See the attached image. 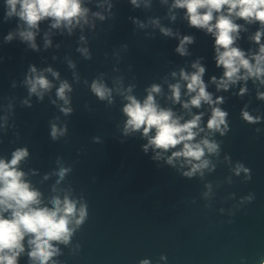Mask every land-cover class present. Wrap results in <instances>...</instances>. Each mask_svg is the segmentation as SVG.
I'll list each match as a JSON object with an SVG mask.
<instances>
[{"label": "water", "instance_id": "obj_1", "mask_svg": "<svg viewBox=\"0 0 264 264\" xmlns=\"http://www.w3.org/2000/svg\"><path fill=\"white\" fill-rule=\"evenodd\" d=\"M113 3L112 19L103 23L97 21L95 33L85 30L92 59L84 60L75 51L79 30L73 36L53 30V47L44 50L43 33L48 31L47 22L41 24L36 38L39 52L28 48L19 38L5 43L4 36L16 28L17 21H3L4 0H0V106L14 98L12 121L16 124V128H10L6 134L0 132V156L10 158L15 148L27 146L30 157L21 167L25 171L38 169L39 174L29 179L45 197L51 194L56 177L47 181L43 177L56 168L57 157L72 166L64 185H71L77 196L83 195L89 206V217L72 241L73 245H80L79 252L73 254L61 245L63 255L58 258L61 264H138L144 258L157 264L161 255L167 260L159 264H241V258L244 264H259L264 259V120L256 125L247 124L241 119L240 111L247 103L253 115L257 114L253 110L264 115V101L256 99L251 81L248 82L250 94L243 98L232 94L238 92L240 85L229 92H216L209 79L213 75L220 77L223 70L215 65L214 38L190 28L181 18L183 10H178L177 20L171 23L165 17L166 6H161L158 0H153L152 9L147 12L143 8L133 9L129 0H113ZM90 7L97 10L93 5ZM130 16L140 20L148 16L161 17L163 24L181 35L193 36L195 42L188 46L191 55L177 54L175 48L179 41L164 37L158 30L154 37L146 36L141 30L134 31ZM247 27L248 31L241 32L237 45L246 52L255 51L258 46L249 36L258 26ZM57 44L59 49L55 47ZM122 44L128 45V51H121V61L116 65L112 53ZM54 55L58 59L53 60ZM65 56L76 62L82 78L80 84L73 85V114L64 117L51 104L49 96L55 99V89L45 95L43 102L33 96L31 108L22 106L21 101L28 98V93L21 82L29 65H35L38 70L51 66L60 72L61 79L72 82V70L67 67ZM198 57H203L201 63L206 67L204 80L209 84L208 90L214 98H226L222 107L229 112L230 131L224 137L216 136L223 141L221 160L228 154L233 162H243L251 169L250 181L243 182V176H233L232 183H226L225 178L231 173L223 163L201 180L184 178L163 161H153L151 150L147 155L141 150L146 140L139 133L121 136L117 127L124 120L120 98H116L114 105L106 106L83 84L84 79L91 82L99 72L117 74L112 72L115 65L120 69L118 74L124 75L126 84H136L138 98L146 96L144 89L152 83L161 84L164 93L169 94L165 78L168 83H175L170 73L180 68L192 71L190 64ZM13 81L17 84L15 88ZM183 91L182 99L186 100L188 97L183 96ZM158 100L162 106L173 107L185 119L191 118L181 105H173L162 97ZM200 111L205 112L206 124L210 109L207 105L192 109L193 114ZM3 114L0 111V116ZM56 116L67 123L68 134L54 142L49 135V121ZM256 128L261 131L257 133ZM94 136H99L102 142L93 143ZM207 182L213 183L215 191L210 208L205 207L209 202L201 195ZM232 193L235 199H227ZM249 193L255 195L251 203L238 210L233 208L240 197ZM220 208L226 212L221 214ZM230 208L234 211L232 216L227 214ZM20 264H27L26 256L21 257Z\"/></svg>", "mask_w": 264, "mask_h": 264}, {"label": "clouds", "instance_id": "obj_2", "mask_svg": "<svg viewBox=\"0 0 264 264\" xmlns=\"http://www.w3.org/2000/svg\"><path fill=\"white\" fill-rule=\"evenodd\" d=\"M129 3L133 9L143 8L146 12L153 6V0H129ZM158 3L166 6L165 17L169 22L174 23L178 18V10H183L181 18L190 28L202 30L214 38L215 65L223 70L220 77L213 75L209 79V83L215 85L216 92H229L240 85L238 92L232 94L243 98L250 94L248 82L251 81L256 99L264 101V91H261L264 88V0H158ZM90 5L97 10L94 11ZM113 8V0H4L3 21H17L16 28L4 36V41L7 43L19 38L28 48L39 52L41 49L36 38L41 32V24L47 22L48 31L43 33L44 50L53 47V30H58L61 35L66 32L68 36H73L79 30L75 51L84 60H91L92 52L85 30L95 33L97 21L103 23L114 17ZM128 19L135 26L134 31L141 30L146 36L154 37L158 30L164 37L179 41L175 48L177 54L181 57L191 55L188 46L195 42V38L181 35L178 30L166 26L161 17L148 16L145 20H140L130 16ZM251 25L258 27L249 36V40L258 47L255 51L249 49L246 52L237 45V41L241 39V32H247V26ZM55 47L59 49L60 45ZM121 51L127 52L128 45L122 44L120 49L113 51L112 57L116 65L121 61ZM52 59L56 60L58 57L54 55ZM202 59L203 57H198L191 62L192 71L185 68H180L178 72L172 71L170 76L175 83H168L165 78L169 94L164 93L161 84L152 83L144 89L146 96L138 98L135 94L136 84H126L124 75L118 74L120 69L115 65L112 72L117 74L99 72L91 82L84 79L83 84L106 106L114 105L116 98H120L124 120L117 127L121 136L130 137L139 133L146 140L141 145V150L146 155L151 150L153 161H163L184 178L199 177L201 180H204L206 174L214 172L218 164L223 163L231 173L225 178L226 183L231 184L233 176H243V182L250 181L251 169L243 162H233L228 154H224L221 160L223 141L217 140L216 136L218 134L224 137L230 131L229 112L222 107L226 98H214V94L208 90L209 84L204 80L206 67L201 63ZM65 61L72 70V82L66 78L61 79L60 72L51 66L38 70L35 65H29L21 82L28 93V98L21 101L22 106L31 108L30 98L33 96L38 102H43L45 95L55 89V99L49 96L51 104L64 117L73 114V85L80 84L82 78L77 71L76 62L69 56H65ZM12 87H17L15 81ZM182 89L183 96L188 97L186 100L182 99ZM158 97L171 101L173 105H181L191 118L185 119L173 107L162 106ZM204 105L210 109L206 124L204 111L192 113V109H201ZM0 111L4 112L0 116V132L6 134L10 128H16L12 121L14 98H9L7 104L0 106ZM253 111H257V114L253 115L246 103L240 111L241 119L250 125L260 124L264 115L259 114L258 110ZM49 125L52 141L56 142L67 136L68 125L61 122L59 116L50 120ZM255 131L259 133L261 129L256 128ZM15 135L18 136L19 133ZM92 141L102 142L99 136L92 137ZM120 142L123 143L124 140ZM29 157L27 146L15 148L10 158L0 156V264H20V259L24 256L27 257V264H61L58 259L63 255L61 245L69 248L73 254L80 250V245H73L72 241L88 220L89 206L83 195L77 196L71 185H64L72 172V166L61 157L56 159V168L43 177L45 181L56 177L51 185V194L45 197L29 179L30 176L39 174L38 169L25 171L21 167ZM159 166L158 163L157 167ZM204 189L201 195L209 202L205 207L210 208V202L215 196L213 183H205ZM227 199H235V193L229 194ZM254 199L255 195L249 193L240 197L233 208L238 210ZM218 211L221 214L226 212L224 208ZM227 214L234 215L233 209H228ZM166 260L164 255L159 257V261ZM138 264H152V261L144 258ZM241 264H244L243 258ZM259 264H264V259Z\"/></svg>", "mask_w": 264, "mask_h": 264}]
</instances>
